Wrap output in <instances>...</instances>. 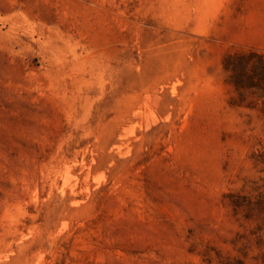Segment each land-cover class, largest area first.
Segmentation results:
<instances>
[{
  "label": "rangeland",
  "instance_id": "obj_1",
  "mask_svg": "<svg viewBox=\"0 0 264 264\" xmlns=\"http://www.w3.org/2000/svg\"><path fill=\"white\" fill-rule=\"evenodd\" d=\"M259 0H0V264H264Z\"/></svg>",
  "mask_w": 264,
  "mask_h": 264
},
{
  "label": "crops",
  "instance_id": "obj_2",
  "mask_svg": "<svg viewBox=\"0 0 264 264\" xmlns=\"http://www.w3.org/2000/svg\"><path fill=\"white\" fill-rule=\"evenodd\" d=\"M247 15L250 21L244 26V31L250 35V45L248 47L264 51V0L251 3Z\"/></svg>",
  "mask_w": 264,
  "mask_h": 264
}]
</instances>
